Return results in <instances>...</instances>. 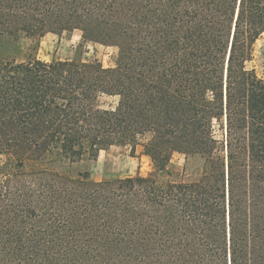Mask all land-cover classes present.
<instances>
[{
	"label": "trees",
	"instance_id": "1",
	"mask_svg": "<svg viewBox=\"0 0 264 264\" xmlns=\"http://www.w3.org/2000/svg\"><path fill=\"white\" fill-rule=\"evenodd\" d=\"M74 31L116 66L0 60V264H264V0H0V40ZM145 134L160 174L178 153L200 177L54 168Z\"/></svg>",
	"mask_w": 264,
	"mask_h": 264
},
{
	"label": "rangeland",
	"instance_id": "2",
	"mask_svg": "<svg viewBox=\"0 0 264 264\" xmlns=\"http://www.w3.org/2000/svg\"><path fill=\"white\" fill-rule=\"evenodd\" d=\"M118 50L114 46H103L97 43L84 41L79 32L62 33L59 35L48 33L42 38H21L19 40H0V60H14L26 62L33 59L42 61H75L90 63L97 61L104 68L116 66ZM248 68L253 69L261 80L264 81V35L259 38L253 49L252 60ZM101 109H114L117 106V98L101 97L99 101ZM149 134L139 138L134 148V156H131V147H110L107 151H101L96 161L84 157L74 164L67 161L56 163L54 168L66 172L72 177L79 173H88L91 181H115L136 176L154 177L159 182L197 180L202 171L203 160L199 156H188L173 153V170L169 175L160 174L150 159L143 154V147L149 140ZM188 159L187 164H179L180 159ZM5 158L0 156V166ZM177 165V166H176ZM177 167V168H175ZM179 167V168H178ZM175 169V170H174Z\"/></svg>",
	"mask_w": 264,
	"mask_h": 264
},
{
	"label": "crops",
	"instance_id": "3",
	"mask_svg": "<svg viewBox=\"0 0 264 264\" xmlns=\"http://www.w3.org/2000/svg\"><path fill=\"white\" fill-rule=\"evenodd\" d=\"M108 150V149H107ZM107 150H105V151H107ZM151 161V160H150ZM174 161H173V155L171 156V158H170V161H169V164H168V169L170 170H173V165H174V163H173ZM184 163L185 165L187 164V162H188V159H186V158H184V159H181V157H180V159L177 161V163H178V166H179V164H181V163ZM177 166V165H176ZM175 168H177V167H175ZM179 168V167H178ZM175 170V169H174Z\"/></svg>",
	"mask_w": 264,
	"mask_h": 264
}]
</instances>
